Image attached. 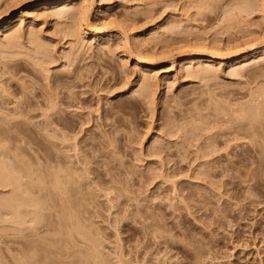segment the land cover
I'll return each instance as SVG.
<instances>
[{
	"label": "rangeland",
	"instance_id": "374dc122",
	"mask_svg": "<svg viewBox=\"0 0 264 264\" xmlns=\"http://www.w3.org/2000/svg\"><path fill=\"white\" fill-rule=\"evenodd\" d=\"M19 1L18 6L6 10V0H0L1 27L33 11L38 0ZM167 1L94 0L88 16L92 32L84 29L78 61L67 65L60 74H54L59 84L69 86L74 92L70 99L59 97L55 118L64 123L65 131L77 136L79 142H90V137L106 134L113 146L105 151H115L118 159L130 166L129 170L140 172L149 166L161 168L160 159H164V172L172 175L174 187L160 179L140 187L138 175L129 176L138 199L143 203L159 204L163 214V237L159 241L151 234L145 236L132 217L121 223L120 232L126 248L145 251L143 248L148 247L149 255L143 264H264L263 167L260 166L258 184L250 176L243 177L245 182L241 183L224 172V167L233 165L236 159L232 157L233 149H226L221 138L216 142L221 157L216 159L217 154L202 157L210 151L206 147L210 134L207 115L203 116L210 110L211 98L219 101V97L224 99L223 93L248 94L251 90L264 89V62H247L245 70L233 72L239 56L264 50V8L263 12H257L264 0H250L258 5H253L257 13L248 17L249 23L239 22L238 27L229 26L228 31L223 28L227 24L222 23V26L215 14L221 8L212 9L198 22V28L172 30L177 27L174 22L177 12L174 3L171 5ZM45 19L42 17L35 27L42 30L41 35L48 38L55 55L60 57L62 54L58 53H63L71 46L70 41L75 40L66 29V23L71 21L58 15ZM57 28L62 30L55 31ZM140 39L146 42L145 49L151 52V48L153 51L156 47L154 51H159L158 55L145 54L147 62H155L152 67L137 62L140 55L137 41ZM199 42L206 46L199 47ZM227 44L234 48L226 50ZM200 51L225 55L224 59L211 64L205 62V57L196 58L200 67H212L215 71L213 76L204 79L181 70L186 57H195V52ZM235 51L237 53L230 54ZM58 57L51 67L63 64L64 57L60 60ZM22 70L24 73L20 75H26L28 71ZM37 76L33 79L34 85H27L28 93L42 100L44 81L41 75ZM144 77L154 85V105L143 102L137 93ZM88 119H91L90 124L84 125ZM153 141L157 142L155 146ZM241 143H244L242 147L255 149L248 139ZM157 147L165 151L161 155H151ZM98 148L97 145L85 148L91 152L94 164L101 155ZM137 156L143 161L136 160ZM202 165L206 173L198 175L197 170ZM93 167L98 168L96 164ZM102 206L108 214L107 204ZM123 207L119 203L111 211L113 220L124 217ZM107 234L112 243L107 248L114 251L117 242L114 229ZM196 253L202 254V258H195Z\"/></svg>",
	"mask_w": 264,
	"mask_h": 264
},
{
	"label": "bare ground",
	"instance_id": "6f19581e",
	"mask_svg": "<svg viewBox=\"0 0 264 264\" xmlns=\"http://www.w3.org/2000/svg\"><path fill=\"white\" fill-rule=\"evenodd\" d=\"M11 1L6 0V10L21 2ZM167 3H174L177 12L174 21L177 27L172 30L198 28V22L212 9L221 8L215 14L221 25L227 24L222 26L228 31L229 26L236 28L239 22L249 23L248 17L263 12L264 8V3H260V10L256 12V4L250 0H169ZM36 4L25 16L0 26V264H143L149 255L148 247L143 248L145 251L126 248L121 237V223L132 217L145 236L151 234L159 241L163 237V214L159 204L143 203L138 199L129 176L137 174L140 187L151 185L157 179L170 182L174 187L173 177L164 172L163 158L160 159L161 168L149 166L145 171H132L126 162L118 159L115 151H105L113 146L106 134L90 137V142H79L77 136H70L65 131L66 125L55 118L59 97L70 99L74 92L69 86L59 84L54 74H60L67 65L72 66L78 61L84 29L92 32L88 16L94 0H38ZM51 15L71 21L66 23V29L75 39L72 38L68 49L58 53L62 54L60 57L55 55L48 38L41 35V29L35 27L42 17L47 20ZM58 30L62 29H55ZM141 40L137 41L140 54L137 62L152 67L155 62H147L146 55H158L159 51L155 52L156 47L153 48L155 51L151 48V52L145 49L146 42ZM212 46L215 48L216 45ZM226 46V50L232 48ZM195 53V57H186L181 70L202 79L213 76L215 71L212 67H200L196 58L205 57V62L211 64L225 57L216 52ZM56 56L58 59L64 57L63 64L51 67L57 63ZM247 62H264V50L239 56L233 72L245 70ZM22 69L28 71L26 75H20L24 73ZM37 74L44 81L42 100L28 93L27 85L35 84L33 79L38 77ZM150 81L144 77L137 93L143 102L154 105V85ZM14 86H17L16 90ZM249 92L223 93L224 99L219 97V101L211 98L210 107L206 105L209 112L202 114L203 117L207 115L210 134L206 147L210 151L202 157L217 154V159L222 153L216 142L221 138L226 149H233L232 157L236 159L233 165L224 167V172L241 183L245 182L243 177L250 176L258 184L260 166L264 170V89ZM90 122L88 119L84 125ZM59 124L63 126L59 127ZM246 139L255 145V149L242 147L241 141ZM156 143L153 141L152 144L155 146ZM90 145H97L101 153L95 163L97 169L93 167L91 152L85 150ZM238 148L241 151H237ZM164 151L157 147L151 155H161ZM136 160L143 161L139 156ZM203 166L197 170L198 175H205ZM104 203L110 209L108 214L104 212ZM119 203L124 206L121 209L124 217L113 220L111 211ZM110 229H114L117 238L114 251L107 248L112 245L107 234ZM202 256L195 254L197 259Z\"/></svg>",
	"mask_w": 264,
	"mask_h": 264
}]
</instances>
